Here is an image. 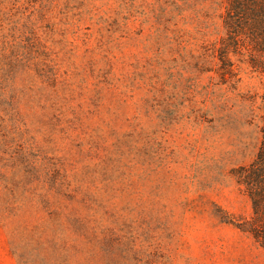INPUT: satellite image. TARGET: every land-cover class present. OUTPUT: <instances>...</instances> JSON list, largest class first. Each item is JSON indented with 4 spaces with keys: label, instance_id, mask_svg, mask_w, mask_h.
Listing matches in <instances>:
<instances>
[{
    "label": "rangeland",
    "instance_id": "obj_1",
    "mask_svg": "<svg viewBox=\"0 0 264 264\" xmlns=\"http://www.w3.org/2000/svg\"><path fill=\"white\" fill-rule=\"evenodd\" d=\"M37 1L0 33V264H264L232 175L264 77L223 83L216 1Z\"/></svg>",
    "mask_w": 264,
    "mask_h": 264
},
{
    "label": "trees",
    "instance_id": "obj_2",
    "mask_svg": "<svg viewBox=\"0 0 264 264\" xmlns=\"http://www.w3.org/2000/svg\"><path fill=\"white\" fill-rule=\"evenodd\" d=\"M214 1L223 11L221 19L225 34L212 44L210 53L223 83L237 78L235 63L244 64L251 72L264 77V0ZM27 2L0 0V33L5 35L13 50L25 35L32 36V33H27L25 24H19L21 16L28 10L25 8ZM36 12H42V8ZM34 60L29 56L27 63L30 68L39 71V64ZM260 135L253 160L234 170L232 175L250 202L251 217L247 232L264 251V118Z\"/></svg>",
    "mask_w": 264,
    "mask_h": 264
}]
</instances>
